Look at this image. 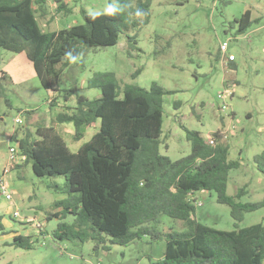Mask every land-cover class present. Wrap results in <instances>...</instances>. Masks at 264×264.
I'll return each instance as SVG.
<instances>
[{"label":"rangeland","instance_id":"rangeland-1","mask_svg":"<svg viewBox=\"0 0 264 264\" xmlns=\"http://www.w3.org/2000/svg\"><path fill=\"white\" fill-rule=\"evenodd\" d=\"M44 1L38 18L45 31L83 23L82 8L89 13L112 12L115 2ZM132 2L136 5L137 0ZM62 3L68 12L59 7ZM246 10L255 21L239 34L231 23ZM149 16L147 24L128 32L137 34L136 45L124 32L116 45L85 48L77 57L66 56L59 65L62 74L57 90L43 87L25 52L0 47V167L7 163L9 148L18 149L7 176L13 198L0 195V264H150L163 257L167 232L186 230L182 220L163 215L159 237L144 236L126 246L107 241L106 246L96 247L91 240L81 244L54 237L60 222L74 220L71 213L52 216L64 213L56 203L68 197L63 191L65 178L35 175L19 140L26 130L33 133L39 126H54L69 149L77 152L100 129V120L94 127H83V137L76 140L75 125L56 118L76 109L78 95L91 100L101 95L99 88L88 86L96 72H114L122 86L135 83L149 89L158 82L169 91L163 97L160 152L172 160L191 153L185 127L204 138L228 130V137L220 134L217 143L228 145L229 158L240 166L229 172L227 193L235 196L243 188L238 201L264 199V174L255 162V156L264 151V0H152ZM136 18L143 20V16ZM225 41L236 57L233 63L221 52ZM138 69L141 72L133 78ZM222 93H229L225 100L219 98ZM223 103L228 104L225 111ZM18 116L23 123H16ZM196 197L202 205L196 206L194 216L217 229L234 230L264 221V206L245 213L236 225L230 206L219 203L214 191L201 190ZM15 235L29 236L33 246H15Z\"/></svg>","mask_w":264,"mask_h":264},{"label":"trees","instance_id":"trees-1","mask_svg":"<svg viewBox=\"0 0 264 264\" xmlns=\"http://www.w3.org/2000/svg\"><path fill=\"white\" fill-rule=\"evenodd\" d=\"M132 1L115 0L109 13L82 8L83 23L45 31L38 18L44 0H0V47L25 52L43 87L57 90L62 74L59 65L66 56L77 57L85 48L116 45L124 32L136 45L137 34L128 32L149 22L152 0H137L136 5ZM59 7L66 9L64 3ZM254 21L246 10L231 25L243 34ZM88 86L99 88L101 95L93 100L78 95L76 109L56 118L75 125L76 140L83 137V127H94L100 120V129L77 152L69 149L54 126H39L33 133L26 130L19 140L35 175L65 178L63 191L68 197L56 203L64 213L52 216L71 213L74 220L60 222L54 237L81 244L91 240L96 247L106 246L107 241L126 246L144 236L159 237L158 224L167 215L182 220L186 230L167 232L163 257L150 264H264V221L222 230L194 216L196 205L190 194L201 190L214 191L219 203L229 205L236 225L245 213L264 206V199L238 201L243 188L235 196L227 193L229 172L240 166L229 158V146L212 145L198 131L185 127L191 153L172 160L160 152L163 97L168 90L158 82L149 89L135 83L122 86L112 71L96 72ZM215 136L219 137L218 132ZM255 162L264 174V151L255 156ZM13 244L29 249L33 241L15 235Z\"/></svg>","mask_w":264,"mask_h":264},{"label":"built area","instance_id":"built-area-1","mask_svg":"<svg viewBox=\"0 0 264 264\" xmlns=\"http://www.w3.org/2000/svg\"><path fill=\"white\" fill-rule=\"evenodd\" d=\"M220 49H221V52L223 53V57L228 62H233L236 59L235 55L233 53L229 52V42L228 41L222 42ZM228 94L229 93L219 94V98L225 100ZM227 108H228V104L227 103H223L222 106H221V109L223 111H225ZM15 121H16V123H23V119L20 116H18L15 119ZM227 131L228 130H221L219 135L221 134V136H223L224 138H227L228 137V132ZM205 139H206V141L208 143H210L212 145H216L217 144V139L213 135H211L209 138H205ZM17 152H18L17 147L11 146L9 148V157H8L7 163L3 167H0V195L3 196L6 200H12V198H13V191L11 190V187H10L8 181H7V176H8V174L11 171L13 163L17 159L16 158L17 157ZM190 199L193 200V202H194V204L196 206L202 205V202L198 201V199L196 197V194L191 193L190 194ZM19 214L20 213H19L18 210H16L14 212L15 216H18ZM38 227H40L42 229V225L40 223L38 224Z\"/></svg>","mask_w":264,"mask_h":264},{"label":"crops","instance_id":"crops-1","mask_svg":"<svg viewBox=\"0 0 264 264\" xmlns=\"http://www.w3.org/2000/svg\"><path fill=\"white\" fill-rule=\"evenodd\" d=\"M234 62V61H233ZM4 220V219H3ZM4 222H6V221H4Z\"/></svg>","mask_w":264,"mask_h":264}]
</instances>
